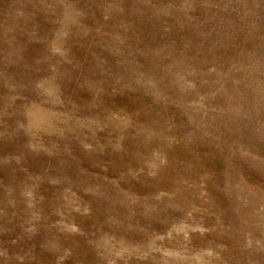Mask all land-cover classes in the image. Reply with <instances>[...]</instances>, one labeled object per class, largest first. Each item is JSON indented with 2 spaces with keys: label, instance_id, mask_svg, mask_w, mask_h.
Here are the masks:
<instances>
[{
  "label": "rangeland",
  "instance_id": "rangeland-1",
  "mask_svg": "<svg viewBox=\"0 0 264 264\" xmlns=\"http://www.w3.org/2000/svg\"><path fill=\"white\" fill-rule=\"evenodd\" d=\"M0 264H264V0H0Z\"/></svg>",
  "mask_w": 264,
  "mask_h": 264
}]
</instances>
